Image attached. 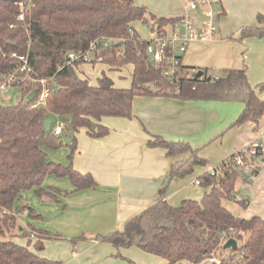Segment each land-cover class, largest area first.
Returning <instances> with one entry per match:
<instances>
[{"label": "trees", "instance_id": "obj_1", "mask_svg": "<svg viewBox=\"0 0 264 264\" xmlns=\"http://www.w3.org/2000/svg\"><path fill=\"white\" fill-rule=\"evenodd\" d=\"M135 1L0 0V82L15 72L17 81L12 85L19 86L26 98L17 104L0 102V264H61L34 251L43 250L46 239L59 236L32 223L20 228L18 213L27 211L31 219H43L35 208L25 204L24 192L34 190L42 199L58 201L63 190L42 186L50 175L68 177L74 186L71 192L95 187L97 182L91 173L74 167L76 133L85 127L93 137L106 136L110 129L102 119L133 118L137 96L242 102L244 109L232 126L249 121L256 128L259 125L264 115V99L260 96L264 82L253 87L245 69L227 68L220 74H211L207 67L184 65L183 54H175L173 65L157 63L147 52L150 40L142 38L134 27L137 21L150 23L148 7ZM182 17L150 13L151 30L163 33L166 26L175 25ZM258 20L264 24L262 14ZM250 36H264V28L243 27L241 38ZM106 40L111 42L105 45ZM92 42L97 43L94 62L102 61L115 69L133 65L130 87H116L105 72L97 78V84L79 73L78 66L86 60L80 56L70 62L69 53L85 54ZM164 53L173 55L170 50ZM21 56L27 58L30 70L21 71ZM172 66L173 76L165 74L166 68ZM199 70H203V75L196 78ZM41 79L47 81L49 93L42 104L36 105L43 92ZM33 90L37 92L35 99L28 101ZM47 119L52 120L49 128L45 127ZM61 121L68 122L73 132L66 124L65 131L57 135L54 127ZM151 136L148 145L164 148L170 157L188 154L172 164L169 181L192 174L197 166L209 165L190 143ZM63 146L69 148L67 162L50 159L46 148L57 150ZM234 156L235 153L216 165L218 174L208 170L198 176L202 186L211 187L202 199H186L174 206L164 198L162 189L159 200L131 218L122 229L105 235L74 237L73 250L78 241L93 238L111 243L119 256L122 248L136 246L165 258L168 264H264V216H236L222 202L229 199L244 208L248 206L249 197H237V181L245 174ZM261 169L262 165L255 166L253 172L258 175ZM223 233L242 244L237 249L225 248ZM15 237L27 238V244ZM32 242L34 250L30 249ZM124 258L129 264H136Z\"/></svg>", "mask_w": 264, "mask_h": 264}, {"label": "crops", "instance_id": "obj_2", "mask_svg": "<svg viewBox=\"0 0 264 264\" xmlns=\"http://www.w3.org/2000/svg\"><path fill=\"white\" fill-rule=\"evenodd\" d=\"M178 1L180 8L174 14L165 15L158 13L154 7L148 8L147 17L150 23L147 25L151 28L150 13L166 17L183 15L184 4L181 0ZM135 2L137 5H144L138 0ZM221 14L216 38L194 40L185 55L183 54V64L194 68L207 67L216 72L227 68L245 69L250 83L256 87L264 82V36L241 38V30L245 26L264 28V24L258 20L259 14L264 16V0H221ZM137 22L134 23L135 28ZM173 28V25H168L165 30L171 32ZM151 32L149 40L156 36L155 32ZM92 58L95 59L94 55ZM89 63L103 66L105 69L102 72L107 71L111 76V72L121 74L124 67L111 68L102 61L84 62L78 66V71L83 77H88L83 65ZM129 65L133 72V65ZM114 84L116 87L125 88L116 82ZM260 96L264 99V91ZM243 109L242 102L137 96L133 102V118L102 119V123L110 129L106 136L96 138L91 136L85 127L79 128L76 133L78 149L74 156V167L81 172L91 173L97 185L71 192L74 186L68 177L47 176L42 186H55L63 192L58 200L60 204H49L50 212L56 214L54 227L47 223L37 227L49 232L54 230L55 235L59 237L46 239L45 248L41 251L34 250L33 242L30 249L41 256L59 260L61 264H118L116 258H110L116 251L111 243L93 238L81 240L75 244L74 251L72 239L86 234L85 232L94 236L122 229L131 218L154 205L159 200L162 189L164 198L174 206L180 205L186 199H202L211 187L196 183L200 174L250 144H261L264 149V115L257 128L251 121L232 126ZM151 135L190 143L193 148L199 149V154L208 160L209 165L197 166L192 174L184 178L175 177L169 181L172 164L188 154L168 156L164 148L148 145ZM67 153L66 148L64 154ZM61 161L65 159L62 158ZM263 183L264 155L262 169L250 184V188L255 192L254 198L253 194L247 196L243 188L237 187L244 195L243 199L249 197L248 206L244 208L237 201L223 199L224 206L236 216H264V207L260 211L253 208L255 196L262 190ZM27 203L30 204L26 201ZM35 210L42 214L41 220L45 222L44 213L36 208ZM23 214H27V211L21 213ZM17 216L20 228L30 223L28 220H20L19 215ZM15 240L19 242L20 237H15ZM121 251L135 261L142 255L147 262L152 261L150 255L153 254L146 253L136 246L122 248ZM104 258L107 260L101 263ZM160 259L161 264H168L165 258ZM182 262L184 261L178 263Z\"/></svg>", "mask_w": 264, "mask_h": 264}, {"label": "built area", "instance_id": "obj_3", "mask_svg": "<svg viewBox=\"0 0 264 264\" xmlns=\"http://www.w3.org/2000/svg\"><path fill=\"white\" fill-rule=\"evenodd\" d=\"M184 4L185 13L181 20H179L172 29L171 32L165 31L163 33H156V36L150 39L147 45V52L152 55L153 59L159 63L165 61L170 64H174L175 54H184L190 44L197 39L201 40H212L215 39L219 32L218 19L221 12L216 13L215 8L221 6V0H181ZM190 9H196L195 13H191ZM22 17V16H21ZM111 40H106L105 45H108ZM97 46L96 42H92L90 49L85 53L70 52L69 58L70 62L74 61L80 56H84L87 62H93V58L90 57L92 53L94 55L95 48ZM170 50L173 55H165L164 51ZM14 56L16 54H13ZM20 59L23 61L21 66V71L30 70L27 64V58L21 56ZM174 66L166 68L165 74L173 76ZM216 78L218 76H215ZM173 80V77H171ZM17 81V76L15 72L8 73L5 76V79L0 82V102L3 103L1 98V93L6 92L8 88ZM43 84V92L40 95V99L36 102V105H40L44 102L45 98L49 93V87L46 85L47 81L45 79L40 80ZM66 128V124L63 122H58L54 127L55 133L61 135ZM264 149L261 144L253 143L244 148H241L235 152L234 161L239 165L245 176L244 179L245 185H250L255 177L256 173L253 172L255 166L262 165L263 163ZM246 157H249L250 160H247ZM209 171L212 173L218 174L219 170L216 169V166L212 167ZM197 184H200L199 180H196ZM35 234L32 233V237ZM229 237H226V233H223L222 240L225 243ZM189 264H194L189 262Z\"/></svg>", "mask_w": 264, "mask_h": 264}, {"label": "rangeland", "instance_id": "obj_4", "mask_svg": "<svg viewBox=\"0 0 264 264\" xmlns=\"http://www.w3.org/2000/svg\"><path fill=\"white\" fill-rule=\"evenodd\" d=\"M138 2L146 5L150 9H152V7H154V9H157L159 11L158 13L165 14V15L174 14L180 8V2L178 0H138ZM195 11H196V9L195 10L190 9L191 13H195ZM215 11H216V13L221 12V6L216 7ZM221 16H222V14H220V17ZM219 19L217 20L218 24H219ZM136 28H137L138 32L140 33V35L142 36V38H144V39L150 38L151 33H152L151 28L146 23L137 22ZM184 55H185V53H184ZM90 57H93L92 53L90 54ZM83 68L85 70V74L88 76L87 78L90 80V82L92 84H97V81H98L97 78L99 76H101L102 70L105 69L103 66H101L99 64L93 65L92 63L83 65ZM210 73L211 74H220L221 72L220 71L216 72V70H210ZM106 74L109 75L107 71H106ZM111 74H112V76L111 75H109V76L111 78H113L114 82H116L117 85L125 86L126 88L131 86L132 68L130 67V65L124 66L121 74L117 73V72H111ZM1 98L3 100V104H17L21 100H26V98H23V96H22L21 88L19 86H16V85H11L6 92H2ZM61 122H63L64 124H67L70 132L71 133L73 132L72 127L68 122H65V121H61ZM65 141H67L66 138H65ZM66 148H67V151L69 153V148L66 146H63L57 150H53V149H49V148H46V150L48 151L52 160H54L56 162L66 163L67 154H68V153L64 154V151ZM62 158L65 159V161H61ZM52 176H53V178H55L54 175H52ZM59 178H63V177H59ZM64 180H67V179H64ZM239 186L241 188H243V190H244V192H246L247 196H249V195L252 196V194H253V198H254L255 192L253 191V189L250 188V185H244V179L242 177H240L237 181V187H239ZM262 186H263L262 187L263 191L259 190L257 192V197L255 196V201L253 202V208L256 211H260L264 207V183ZM61 194L59 195L60 198H61ZM24 196H25V199L27 202H29L32 206H34L39 212L44 213L46 220H45V222H43V220H41V219H31L30 217H28L27 214L21 215V213H18L20 220H23V221L28 220V221H30V223H34V225H36V226L37 225H43L44 223H47L48 225L52 224L54 227L55 221H56V214H54V212H52V213L50 212L51 209L49 206H51V205H49V204H60V202L59 201H52L49 198L48 199H46V198L42 199L41 198L42 199V201H41L40 197L34 192V190H26L24 192ZM237 197H238V199L242 200L244 195L241 193V191L240 192L238 191ZM43 201H45V202H43ZM44 203H47V205ZM42 227H44V226H42ZM50 227H52V226L50 225ZM50 233L55 234L56 232L54 230H50ZM85 233H86V235H89L87 232H85ZM79 234H77V235H79ZM27 241H28L27 238H20V240H19V242L21 244H27ZM237 242H238V245L242 244V241H240V240H237ZM136 248H138V247H136ZM121 254H122V256L117 255V250H116L115 253L112 255V257H110V258H116L118 264H129L128 261L125 260V258H124L127 255L122 253V251H121ZM141 254H144V253H141ZM150 258H152V261L147 262L146 259H144L143 255H142V256H140V258H138L137 261H135V260L134 261L136 264H161L162 263L160 256L150 255ZM105 260H107V259L104 258L101 261V263L105 262ZM215 260L217 263H219L218 258H215ZM112 262H114V261H112ZM182 264H187V261L182 262Z\"/></svg>", "mask_w": 264, "mask_h": 264}, {"label": "water", "instance_id": "obj_5", "mask_svg": "<svg viewBox=\"0 0 264 264\" xmlns=\"http://www.w3.org/2000/svg\"><path fill=\"white\" fill-rule=\"evenodd\" d=\"M119 43H122V42H119ZM201 75H203V70H199L197 73H196V78L200 77ZM56 88V85L54 86ZM36 90H33L28 96H27V100L28 101H33L35 99V96H36ZM50 124H51V120L50 119H47L45 120V127L46 128H49L50 127ZM26 204V202H25ZM224 247L225 248H233V249H237L238 248V242L235 238H229L225 244H224Z\"/></svg>", "mask_w": 264, "mask_h": 264}]
</instances>
